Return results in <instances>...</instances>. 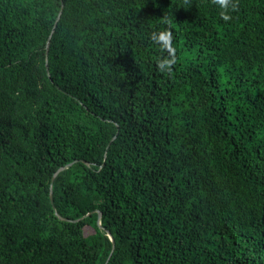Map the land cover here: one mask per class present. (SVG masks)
<instances>
[{"label": "trees", "instance_id": "16d2710c", "mask_svg": "<svg viewBox=\"0 0 264 264\" xmlns=\"http://www.w3.org/2000/svg\"><path fill=\"white\" fill-rule=\"evenodd\" d=\"M234 3L0 0V264H264V0Z\"/></svg>", "mask_w": 264, "mask_h": 264}, {"label": "clouds", "instance_id": "9594fccd", "mask_svg": "<svg viewBox=\"0 0 264 264\" xmlns=\"http://www.w3.org/2000/svg\"><path fill=\"white\" fill-rule=\"evenodd\" d=\"M212 2L218 5L221 8V18L224 21L231 19V16L228 14L229 10H236L237 5L234 3V0H212ZM162 22L165 25H168L170 21L167 18H164ZM149 39L158 46L162 52H166L167 56L158 58L156 61V67L160 72H167L168 74L172 73L174 65L177 63L176 48L174 46V36L170 28L166 27L161 31L154 32L150 35Z\"/></svg>", "mask_w": 264, "mask_h": 264}, {"label": "water", "instance_id": "95a60500", "mask_svg": "<svg viewBox=\"0 0 264 264\" xmlns=\"http://www.w3.org/2000/svg\"><path fill=\"white\" fill-rule=\"evenodd\" d=\"M60 13H61V11L59 12V14H58V16H57V18H56V20H55L54 26L56 25L57 20L59 19ZM52 31H53V30H52ZM48 45H49V38H48V40H47V42H46V55H47V52H48ZM46 71H48V65H47V63H46ZM113 138H114V137H113ZM113 138L111 139V141L113 140ZM111 141H110V142H111ZM70 164H71V163H70ZM70 164H68V165H66V166H69ZM66 166H61V167H59V168L57 169V171H56V172L54 173V175L52 176L51 184H52V181L54 180L55 176L57 175V173H58L59 171L63 170ZM51 184H50V185H51ZM100 217H101V213L98 211L97 223H98L99 226H100ZM107 235L109 236V238H110V240L112 241V243H114V240H113V238L111 237V234L108 233Z\"/></svg>", "mask_w": 264, "mask_h": 264}, {"label": "rangeland", "instance_id": "374dc122", "mask_svg": "<svg viewBox=\"0 0 264 264\" xmlns=\"http://www.w3.org/2000/svg\"><path fill=\"white\" fill-rule=\"evenodd\" d=\"M185 55L188 56L187 53H185ZM90 232H92V230L90 228H85V234H88Z\"/></svg>", "mask_w": 264, "mask_h": 264}]
</instances>
